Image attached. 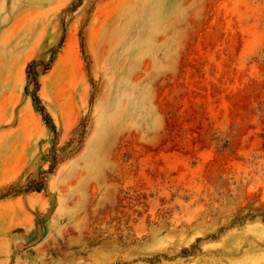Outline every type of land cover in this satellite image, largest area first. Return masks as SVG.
<instances>
[{"label": "rangeland", "instance_id": "rangeland-1", "mask_svg": "<svg viewBox=\"0 0 264 264\" xmlns=\"http://www.w3.org/2000/svg\"><path fill=\"white\" fill-rule=\"evenodd\" d=\"M10 188L0 264H264V0H0Z\"/></svg>", "mask_w": 264, "mask_h": 264}, {"label": "trees", "instance_id": "trees-1", "mask_svg": "<svg viewBox=\"0 0 264 264\" xmlns=\"http://www.w3.org/2000/svg\"><path fill=\"white\" fill-rule=\"evenodd\" d=\"M73 7H75V6H73ZM81 47H82V43H81ZM50 64H51V62H49L47 65L43 66V72H46L47 70H49ZM32 68H33V63H30L27 67L26 75H27V78L30 79V82L32 83V85L34 87V92L32 94V100H33L34 107H35L36 111L38 112V114L40 115L43 123L46 126H48L49 128H51L52 130H54V124H53L51 118L48 116V114L45 110V107L43 106V104L41 103V101L37 95L39 84H38V80H37V74L34 72L33 75H31V73H30ZM44 187H45V178H40L39 183H38V180H37V182H30V184L27 185L24 190H21L22 191L21 193L27 194V193H32V192H40L44 189ZM17 193H19V192H14V190H12V188H10L6 194H3L0 196V200L6 198L8 196H11V195H16Z\"/></svg>", "mask_w": 264, "mask_h": 264}]
</instances>
